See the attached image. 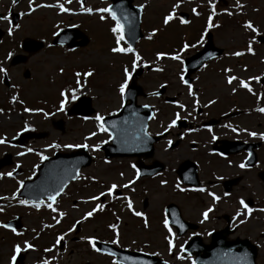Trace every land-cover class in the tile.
I'll use <instances>...</instances> for the list:
<instances>
[{
  "label": "rangeland",
  "instance_id": "obj_1",
  "mask_svg": "<svg viewBox=\"0 0 264 264\" xmlns=\"http://www.w3.org/2000/svg\"><path fill=\"white\" fill-rule=\"evenodd\" d=\"M212 1L214 0H182L179 7L175 9L174 20L170 21L168 25L163 24V17L173 10L172 5L177 3V0L141 1V4L145 6L141 16L143 36L136 43L135 53L141 56V61L137 63L148 64L151 71L143 73L138 79V83L145 91L149 92L157 89L162 84H166V86L164 95L148 98L138 96L137 103L153 104L156 101L161 102L159 100L168 98L170 94L177 92L178 89H184L180 88L178 61L169 58L171 50L173 46L181 48L180 41L184 36L189 37V41L200 36V29L198 31L197 29L202 26V15L206 13L207 5ZM227 1L233 3L232 0ZM247 1L254 7L261 8L260 14L264 17V0ZM236 2H241V0H236ZM192 7L201 11H199V16L190 17L191 20H189L188 25L181 24L177 12L179 10L191 11L190 8ZM228 13L227 10L221 13L219 20L222 27L220 31L216 30L212 33L215 36L216 45L225 46L227 51H231L233 42L227 38L228 35H231L227 26L229 20H231ZM57 18L58 16L54 10L34 12L26 17L20 27L13 32V37L16 41L25 36L49 37L55 29ZM255 18L261 19L259 15H256ZM108 20L99 22L93 19L92 24L96 28H92L91 42L82 49L72 52L45 49L38 53L34 57L35 60L30 63L33 69L31 79H24L22 71L17 68L10 69V76L15 83L20 85V89H18L20 100L24 101L27 107H22L17 102L12 106L0 102V128L8 123L7 118L9 116L18 119L17 121L9 119L12 131L21 127L22 117L32 118L35 116V123H40L38 125L41 127L46 121L41 118V116H45L44 113L53 115V119L61 116V114H57L60 113L56 111L57 109L52 110L55 108V103L60 96L61 91L58 90L64 83L68 87V90H65L66 93L72 87L75 88L77 78L74 76V71L87 69L86 71H92L94 74L88 78L80 77L81 82L84 84V88L80 91L87 94L84 97L91 100L90 107L93 111L90 117L83 120L76 117L69 118L64 124L63 132H52L48 138L39 140L37 143L45 144L48 143V139L54 138L55 140L58 139L57 141L62 145L69 143L94 145L107 140L106 133H98L87 141L84 140V137L97 131V123L92 119L96 113L104 115L119 109L121 100L118 88L123 83V71L125 68L130 72L133 70V55L131 53L113 54L109 51L111 47L115 46V37H111V33H109L113 24L110 18ZM98 25L101 32L97 31ZM153 29H157V33L152 39H148L147 37ZM218 37L222 40H216ZM193 45L197 47L199 44ZM158 52L166 53L167 56L157 61L155 56ZM190 52L192 51L190 50L188 53ZM61 68L63 72L60 71ZM156 69H160V71ZM213 72L214 69L209 68L204 74L213 76ZM5 94L6 89L4 91L0 87V99ZM38 99L43 101L34 103ZM48 103L55 105L50 109ZM24 108L42 109L43 111L24 112ZM51 110L57 112L56 115L51 113ZM92 153L95 155L96 160L92 162V165L82 170V179L68 191L69 194H73L74 190L79 187L82 188L81 196H86L87 201H81L78 198L76 209L71 210L72 197H67V203L65 205L60 204L62 206L61 210L64 212L63 216L58 213L48 214L42 211L36 213V211L22 210L24 229L18 232L19 235L6 234L0 229V264H8L13 245L20 244L23 246L25 240L33 244L36 250L24 252V259L21 264H40L44 259H47L49 264H113L112 259L92 251L91 246L81 237H94L95 240L111 242L112 239L117 238V234L119 242L115 245L119 247L140 249L162 256L169 261V264H192L190 258L181 254V246L192 232L179 236L174 229L165 228V219L162 217L164 206L170 201L175 202L185 219L201 224L202 238L207 241L209 237L204 236H207L209 228L213 227L216 220H204L203 217L198 218V216L202 208L205 211L213 202L204 194L200 198H196L190 194L180 193L173 175L167 172L157 178L149 177L135 181L134 171L127 165V162L124 163L125 161L122 158H115L109 163H105L100 150L92 151ZM121 173H123V176H121ZM85 179L88 182L84 183ZM129 180H134V183L129 185L127 189L117 188L114 192L123 191L119 195L123 197L122 199H119L114 193L115 199L107 195L95 201L90 199L92 196H98L100 192H106L108 186L113 183L126 184ZM161 181H166V183L161 185ZM84 184L86 187L82 186ZM74 197H76V193H74ZM124 197L131 200L133 211L128 210ZM144 199L147 201V205L142 207ZM99 203L104 204L103 211L98 210L91 218L86 219L80 225L79 232L68 231L77 218L82 217L85 212L91 211ZM135 211H139L143 215L137 217L134 215ZM57 220L60 222L56 223ZM251 221L253 226L249 238L258 244L257 263L264 264V238L261 240L264 234H260L257 230L259 228V230L264 231V225L261 220L252 219ZM145 223L148 227L144 226ZM110 225H115V231L109 227ZM169 229L171 232H169ZM60 235H64L62 248L55 245L56 238ZM168 239L173 241L171 252L168 248ZM46 248H51L52 251L45 252ZM178 256L183 257V259H178Z\"/></svg>",
  "mask_w": 264,
  "mask_h": 264
},
{
  "label": "flooded vegetation",
  "instance_id": "obj_2",
  "mask_svg": "<svg viewBox=\"0 0 264 264\" xmlns=\"http://www.w3.org/2000/svg\"><path fill=\"white\" fill-rule=\"evenodd\" d=\"M225 1L222 5L218 4L217 8L214 7L215 15H213L211 23L217 26L208 28L207 18L203 17L202 26L197 29V31L200 29V36L192 39V41H189V37H187L186 42L200 41L201 35H203L204 39L199 43V46L208 37L216 45L215 36L212 32L220 31L222 25L219 17L221 12L227 10L232 13L229 15L231 17L230 25H227L231 33L227 38L233 42L231 51H227L225 46L216 45L223 49V52L213 60L206 62L194 74L185 77V80L189 79V83L192 85L193 95L188 94L187 85L180 81V88L184 89H178L172 94L169 93L168 98L159 100L161 102L156 101L150 104L153 107V116L148 122L147 133L150 137L160 136L153 144L152 154L147 157L123 158V160L124 163L129 161L131 166L139 164L144 168L160 161L164 165L163 171L173 175L174 181L178 182L181 189H184L180 193L190 194L196 198H200L203 194L209 197V192L219 196L220 199L213 203V211L209 214L210 220L213 219L216 222L209 229L210 231L227 229L230 231L227 238L232 240L238 237L249 238L253 226L251 220L264 219V212L259 211L260 208H264V179L261 177V172L264 171V139L260 138V135L264 134V113L258 111L259 108H264V43L258 41V37L264 35V27H262L264 26V17L260 14L262 9L254 7L247 0H241V2L232 0L233 3ZM237 3L242 4L243 7H236ZM37 4H61L69 11L60 12L59 8L55 6L36 7ZM82 6L94 11L92 14L85 13L81 10ZM102 7H108V0H70V2H65V0H33L32 9L34 10L29 9V0H15V2L14 0H0V17L8 16L7 21L0 19V29L3 30L0 38V67H4L6 72L12 68H17L22 72L28 70L27 79L33 76L30 63L35 60L34 57L38 53L30 54L20 51V42L9 35V30L12 33L14 31L12 26L14 13L18 14L16 25H20L26 17L34 12L54 10L58 16L55 22L56 30L69 28L72 35L85 38L86 45L84 47H86L92 39V28H96L92 24L93 19L98 20V17L103 14L95 12V9ZM256 15H259L261 19L255 18ZM245 21H251L253 26L257 28V32L252 33L246 29L244 27ZM206 28L207 31H205ZM97 31H100L99 25ZM40 37L36 39L44 40V43H47L50 38L47 36ZM80 37L75 38V41L82 40ZM219 39L222 40L220 37L216 38V40ZM16 44L18 50L13 51V47H17ZM249 45L253 49L252 53L247 51ZM63 48L60 47V49ZM197 48L190 47L187 51H193ZM45 49H50V47L45 45L43 50ZM184 52L186 53V51ZM234 52H241L242 55L234 56L232 55ZM8 53H12V56L18 53L23 62L11 66L12 56L8 57ZM210 66H214L212 67L214 69L213 76L204 74ZM225 69L229 71H225ZM228 76H235L237 79L229 85L226 83ZM257 76L260 77L259 81L250 79ZM9 79L10 84L7 86L1 84L2 89L4 91L6 89L7 92L16 91L18 83H15L13 78L9 77ZM240 80L246 81L252 91L249 92L241 88L239 86ZM233 88L236 89L235 92L232 91ZM209 100L214 101V103L209 104ZM179 104H183L184 108L181 109ZM177 113L180 114L181 119L177 121L175 127L168 128V124ZM54 123V119L48 118L41 127L37 126L38 128H36L27 125V128L28 130H46L48 131L46 136L48 138L52 132L56 131L53 128ZM3 126L0 128V138L6 140L12 137L14 133L9 123ZM165 128H168V131H164ZM209 128L211 131H208ZM249 132H255L257 135L250 136L248 135ZM7 133L11 135L6 136ZM213 136L216 137L215 140L212 139ZM49 140L45 144H38L39 140L29 141L23 156H17V152H22V149L6 143L0 144V155L6 152L12 155V164L2 167L0 174L12 171L17 164L20 167L16 169L20 170L22 174L31 173L36 168L33 166H36L40 160L36 153L47 156L53 151L59 150L58 148H49L48 145L54 144L55 139L51 142ZM168 141L172 143L169 144ZM27 148H32L33 152H26ZM241 163L245 164V168L239 167ZM133 169L136 170V167ZM149 177L153 176L144 178ZM183 177L186 181H194L197 184L189 185L183 180ZM234 179L235 182H227ZM17 181H13L11 177L0 176V197H8V199L0 200V207L4 209L3 212H0V224L11 223L9 228L0 227L1 231L6 234L13 233L11 228L13 225H23L22 210L31 206L30 204L20 205L17 203L18 199H23L18 198L19 192L16 193L15 199L12 198V193L19 186ZM200 188H204L205 191L200 192L198 190ZM74 193L77 194L79 191L74 190ZM70 195L64 193L53 204V207L60 205V203L66 204L65 199ZM241 199L253 209L247 219L244 215L245 209L239 204ZM144 200L142 204L145 206L147 201L144 203ZM43 201L44 204L40 208L45 209L50 202L44 199ZM71 203L72 209H76L74 206L77 203V198H72ZM237 211L241 215L234 220L233 217ZM202 212L203 208L199 211L198 218L201 217ZM257 230L260 234H264L262 229L257 228ZM200 231L201 228L198 223L197 232L200 233ZM263 236L261 240H263ZM159 257L164 260L165 264H169L167 259L162 256Z\"/></svg>",
  "mask_w": 264,
  "mask_h": 264
},
{
  "label": "water",
  "instance_id": "obj_3",
  "mask_svg": "<svg viewBox=\"0 0 264 264\" xmlns=\"http://www.w3.org/2000/svg\"><path fill=\"white\" fill-rule=\"evenodd\" d=\"M130 2L131 0H113L111 7L112 10L117 13L120 22L124 25L125 35L133 47L136 40L142 35L140 31L141 8L132 6ZM122 13L127 14V22L125 21L124 15ZM62 33L58 35L60 39L63 36ZM263 39L264 37L261 38V40ZM62 42V40L58 39L54 41V44ZM31 43L33 42L28 39L25 40L24 48L29 50V44ZM37 44V48L41 46V44ZM37 48L33 47L30 50L35 51ZM211 49L212 43L208 42L204 49L198 52L196 56L187 59L186 62L188 63L186 66H199L205 59L211 57L210 55V57H202V55L205 54L207 50ZM19 60L20 57L16 56L14 57L13 61L18 62ZM141 72L142 69H138L133 74L131 84L126 90L124 99L129 100V102L117 114L104 118V125L112 133L113 137L111 139L112 144L105 145L103 147L106 157L125 154L129 151H133L135 147H131L128 142L134 141L136 138H145L144 134L146 122L150 118L152 112L150 106L145 107V105L135 104L136 96L142 94L141 87L135 83ZM163 89L164 87H161L160 90L154 92L153 94L159 95L163 92ZM84 101H86V99L80 98L78 100V104ZM74 111L76 113L85 115L90 112V109L87 106L77 105ZM113 125H115V127H113ZM147 147L152 150V146L150 144H148ZM73 156L76 157L74 160L68 158L66 159L64 157L67 156L59 154L55 159L48 160L43 163L38 170V175L36 178L25 183L22 195L30 201H39L42 197H47L49 192H52L53 189L58 191L60 187L64 188L70 182V180H72V177L77 174L78 170L88 164V157L84 153V150L79 149L75 154H73ZM157 165L159 164L157 163ZM147 168L153 169L143 172L142 174L153 173L160 170L162 167L150 166ZM261 177L264 179V172H262ZM168 221L178 229L180 234H182L187 227H194L192 224L187 222L184 223L182 221L177 208L173 204L168 207ZM181 226L183 227L181 228ZM224 233H227V230L214 232L212 235V241L207 246L196 245L195 240L199 241V237H195L189 242L185 249L186 251L195 254L196 261L200 264H254V259L256 256L255 247L247 240H236L231 244H234V248H237V251L230 253V247H228L230 243H226L223 240ZM235 245H239V247H235ZM97 246L104 252L114 253V256L118 262H124L126 264H148L147 261H149L150 264V262L155 263V261L158 260L153 256L129 253L117 249L109 244L98 243ZM200 251L203 253L200 254ZM245 256L246 260L244 259Z\"/></svg>",
  "mask_w": 264,
  "mask_h": 264
},
{
  "label": "snow or ice",
  "instance_id": "obj_4",
  "mask_svg": "<svg viewBox=\"0 0 264 264\" xmlns=\"http://www.w3.org/2000/svg\"><path fill=\"white\" fill-rule=\"evenodd\" d=\"M14 2H15V0H14ZM65 2H70V0H65ZM181 2H182V0H177V3L172 5V9L173 10L163 17V24L164 25H168L170 21L174 20V18H175V15H174L175 14V9L179 7ZM32 4H33V0H29V9L30 10H34V9H32ZM53 6L59 8L60 12L69 11L68 8H65L61 4H56V5H48V4L39 5V4H37L36 5V7H53ZM139 7L141 9H143L145 6L143 4H141V5H139ZM236 7L242 8L243 5L237 3ZM81 10L83 12H85V13H88V14H92V12L94 11L91 8H84L83 6L81 7ZM192 11L194 13L196 12L195 9H193ZM95 12L107 14V17L105 15H100L99 16V19L101 21H104L106 18H110L114 22V26L110 28V31L115 37V46L111 47L109 49V51L111 53H113V54L131 53L133 55L132 67H133V69L138 67L139 64L137 62L141 61V56L134 52V49H133V47L131 45H128L127 47L122 46V42H125L124 25L120 22V19L118 18L117 13L112 10L111 6L97 8V9H95ZM231 14H232L231 12L228 13V15H231ZM123 15H124L125 21L127 22V20H128L127 14H123ZM213 15H215V12H213L211 15L208 16V21H209L208 28L217 26V25H214V24L211 23ZM0 19H3L5 21H7L8 20V16H6V15L2 16V17H0ZM180 23L181 24H186V23H188V21L184 20V19H181ZM15 27L19 28L20 25L17 24V25H15ZM244 27L246 29L250 30L252 33H256L257 32V28L253 26V23L251 21H245ZM205 31H207V28L205 29ZM156 33H157V29H153L152 32L149 34V36L147 38L148 39H152L156 35ZM9 35H12L11 30H9ZM54 35H55V33H54ZM203 39H204V37H203V35H201L200 41H197V43L198 44L201 43V41H203ZM190 47H195V45H190L188 43H185L180 48L179 52H177L175 54H172L169 58L172 59V60H175V61H180V63H183V61L181 59V56H180V53L186 51ZM247 51L249 53H252L253 49H252L251 45L248 46ZM232 55L240 56V55H242V53L241 52H234V53H232ZM11 56H12V53H8V57H11ZM165 56H167L166 53L158 52V53H156L155 59L157 61H159V60H161L162 57H165ZM146 66L147 65H145V67ZM156 70L160 71V69H156ZM60 71L63 72V69L61 68ZM225 71H229V70L225 69ZM181 72H183V69H181ZM0 73H5L6 74V69L4 67H0ZM93 74L94 73L92 71H86V72H83V73L77 71V72L74 73V76L77 78L76 79V87L69 90L70 97H69V94L66 93L65 91H61L59 93L61 99H60L59 108L57 109V111L64 112L67 104L77 102L79 100L80 96L85 94V93H82L80 91L82 88H84V84L81 82L80 77L83 76L84 78H88V77H91ZM131 76H132V73L127 68H125L124 71H123V83H121L119 85V88H118V91L120 93V100H121L120 107L124 106L123 99H124V95H125V89H126V87L128 85V82H129V79L131 78ZM236 79L237 78L235 76H228L227 80H226V83L231 85L232 82L234 80H236ZM250 79L259 81L260 77H258V76L257 77H251ZM180 81L187 85L188 94L190 96L193 95L192 85L187 80H185L183 75L180 76ZM239 86L241 88L246 89L249 92L252 91V89L249 86V84L246 81H244V80H240L239 81ZM232 91L235 92L236 89L233 88ZM11 99L13 101H15L17 99V97L13 96ZM196 103L198 104V102H196ZM208 103L212 104V103H214V101L209 100ZM178 106L181 109L184 108L183 104H179ZM145 107H147V105H145ZM31 111L42 112L43 110L42 109L33 110V109H29V108H24V112H31ZM258 111L264 113V108H259ZM44 115L47 116L49 114L48 113H44ZM84 119H88V117H84ZM92 119L97 123V131L89 133L88 136L84 137V140L87 141V140L91 139L92 137L96 136L98 133H108V138L111 140L113 138L112 137V133L109 132L108 128L105 127L104 124L102 123L104 121V116L99 114V113H96V115L94 117H92ZM179 119H181V116H180L179 113H177L175 115V118H173L170 121V123L168 124V128L175 127L176 123H177V121ZM113 127H115V125H113ZM229 127H231V126L229 125ZM168 128H165L164 131H168ZM26 130H28L27 125H25V127L21 131H26ZM208 131H211V128H209ZM233 131H236V129H233ZM17 135H19V133H17ZM144 135L147 136V133H145ZM248 135L256 136L257 134L255 132H249ZM260 138L264 139V134H261ZM212 139L215 140L216 137L213 136ZM5 143H6L5 139L4 138H0V144H5ZM102 143H104V142L102 141L101 143H96L94 145H89L87 143H78V144L69 143V144H64L63 147L66 148V149H73V148L89 149V148H91L92 151H99L100 148H101V144ZM168 143L171 144L172 142L168 141ZM48 147L49 148H60L61 145L59 143H54V144H49ZM26 152L31 153V152H33V149L32 148H27ZM36 154L39 156L41 161H44V160L48 159L47 156L41 155L40 153H36ZM23 155H25V152H17V156H23ZM105 163H108V161H105ZM19 167H20V165L17 164L16 168H19ZM33 167L35 168L36 166L34 165ZM132 167L135 168V165H133ZM239 167L243 169V168H245V164L241 163L239 165ZM16 168H13L12 171H9V172H6V173H2V174H0V176L13 177V173L16 171ZM32 174L35 175V171H33ZM139 175H140V173H139V171H137L136 172V177H139ZM121 176H123V173H121ZM77 178H79V173L78 172H77V174L75 176L72 177V179H77ZM28 179H31V177H28ZM133 183H134V180H129L128 183H126V184L113 183V184L108 186L106 192H100L98 196H92V197H90V199L94 200V201L95 200H99L100 197H103L105 195L115 199L113 193L115 192V190L117 188H125V189H127L129 187V185H131ZM165 183H166V181H161V185H163ZM17 184L19 186L16 188V191L12 193V198L13 199L16 198V193L20 192L21 188L24 186V182L23 181H17ZM177 187H179V185H177ZM198 190L200 192H204L205 191L204 188H200ZM63 191H64V188L60 187L58 191L53 189L52 192H49V194L47 196V199L49 201H51L52 203H48L46 205V207L48 209H50L52 212H56L57 211V209L55 207H53V203H55L57 196H59ZM180 191H184V189H180ZM208 195L212 197L213 203H215L216 201H218L220 199V197L216 196L214 193L209 192ZM225 195H228V193H225ZM5 199H8V197H0V200H5ZM124 200L126 201V206H127L128 210L129 211H133V205H132L131 200L128 197H124ZM17 203H19L20 205H29L30 204L31 207L36 208V209H40L41 205L44 204V201L40 200V201H38L36 203H32V201H30V200L18 199ZM239 204H240V206L243 209H245L244 215H245V219H247L248 216L252 213L253 209L250 208L245 203V201L243 199H241L239 201ZM98 210L103 211L104 210V204H102V203L97 204L96 207H94L91 211L86 212L84 214V216L81 218V220L91 218L93 216V214L95 212H97ZM3 211H4L3 207H0V212H3ZM212 211H213V209L211 207H209L201 214L203 216L204 220L208 219L209 213L212 212ZM259 211L260 212H264V208H260ZM60 215L63 216L64 213H60ZM134 215L137 216V217H141L143 214L141 212H139V211H135ZM240 215H241V213L239 211H237L236 215L233 217V219L235 220L236 217H239ZM59 222H60L59 220L56 221V223H59ZM173 222H175V221H173ZM80 223H81L80 220L76 221V223L73 224L72 228H69L68 231L72 232L73 230H75L76 226L78 224H80ZM241 223H243V221H241ZM144 226L148 227L147 223H145ZM164 226H165V228H168V220L164 221ZM0 227L9 228L10 225H8V224H0ZM109 227L113 228V230L115 231V225H110ZM182 227L183 226H181V228ZM12 231L14 233L16 232L15 229H12ZM169 232H171L170 229H169ZM16 234L19 235L20 233H16ZM64 235H66V234H64ZM64 235L57 236L56 241H55V245H59L61 243V241L64 240ZM81 239L87 241V244L89 246H91L92 251H94L96 253H101L103 251L102 249L96 247V240H95L94 237H81ZM118 242L119 241H118V234H117V238L112 239L111 243L115 245V244H118ZM168 248H169V251L171 252L172 248H173V241L171 239H168ZM28 250L35 251L36 249H35L34 245L29 243L27 240H25L23 242V246H21L20 244H14L13 247H12L11 256L9 258V264H17V258L19 256V254L21 252H26ZM44 251L45 252H50V251H52V249L51 248H46ZM181 251H183V246H181ZM107 255L113 256L115 254L112 253V252H108ZM177 258L178 259H183V257H179V256ZM244 259L246 260V256L244 257ZM40 264H49V261L47 259H44V260H42L40 262ZM113 264H115V262H113ZM193 264H195V261H193Z\"/></svg>",
  "mask_w": 264,
  "mask_h": 264
}]
</instances>
